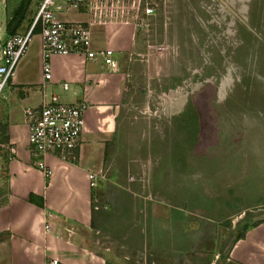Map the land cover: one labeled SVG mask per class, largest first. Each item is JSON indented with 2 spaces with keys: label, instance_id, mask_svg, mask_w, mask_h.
Instances as JSON below:
<instances>
[{
  "label": "rangeland",
  "instance_id": "1",
  "mask_svg": "<svg viewBox=\"0 0 264 264\" xmlns=\"http://www.w3.org/2000/svg\"><path fill=\"white\" fill-rule=\"evenodd\" d=\"M18 3L0 0V47ZM132 3L116 22L93 26L110 28L96 39L94 59L103 55L104 66L128 74L121 118L131 127L122 145L129 159L116 177V227L100 232L95 252L116 254L122 264L151 263L146 234L157 232L160 248L165 210L178 206L190 222L208 223L184 228L200 235L195 262L207 264L209 247L221 250L264 216V0H153L152 14ZM73 13L87 16L85 7ZM34 14L30 3L17 32ZM122 194L131 200L130 223L119 221Z\"/></svg>",
  "mask_w": 264,
  "mask_h": 264
},
{
  "label": "crops",
  "instance_id": "2",
  "mask_svg": "<svg viewBox=\"0 0 264 264\" xmlns=\"http://www.w3.org/2000/svg\"><path fill=\"white\" fill-rule=\"evenodd\" d=\"M70 17L86 20L88 15L73 13ZM109 29L93 30L92 47ZM102 56L84 59L80 55H53L50 59L53 77L47 90L68 104L85 99L88 107L77 160L65 162L47 157L48 175L33 165L24 119L25 108L37 104L38 84L42 81L38 36L10 80L14 94L0 107V123L7 127L0 139V145L6 148L0 154V174H4L0 175V264H44L49 257L67 264H122L116 260V254L95 252V247L101 248L100 232H112L116 227V187L120 186L116 177L125 172L120 161L129 157L122 155V145L131 130L121 118L128 74L104 66L107 61ZM64 83L69 85L67 90ZM90 173L95 174L96 188L91 186ZM96 193L99 200L106 199L111 209L96 204ZM122 200L119 221L130 223L131 200L127 194H122ZM171 208L165 210L166 218L160 226V248L153 244L157 232L146 234L156 257L149 264H186L185 253L196 264L193 248L201 241L200 235L188 234L184 228L187 222L191 231L196 223L207 222H190L187 218L192 217L185 214V208ZM238 213L243 216L244 212ZM205 220L215 223L214 218ZM243 231V236L236 235L221 250H217L216 244L209 247L207 264H264V216Z\"/></svg>",
  "mask_w": 264,
  "mask_h": 264
},
{
  "label": "built area",
  "instance_id": "3",
  "mask_svg": "<svg viewBox=\"0 0 264 264\" xmlns=\"http://www.w3.org/2000/svg\"><path fill=\"white\" fill-rule=\"evenodd\" d=\"M132 2L137 4V10L143 4L147 14H152L155 9L153 0H31L35 14L27 30L9 36L0 47V100H9L14 94L10 80L34 37L39 38L42 81L38 84L37 104L25 108L24 119L27 145L34 157L33 165L46 175L50 174L47 157L65 162L77 160L84 131V113L88 107L85 99L68 104L47 90V84L53 77L50 59L53 55H80L84 59H94L93 26L116 22V13L124 14ZM80 7L86 8V20L70 17ZM68 86V83L63 84L65 90ZM89 178L91 186L95 187V174L90 173ZM44 264L67 263L49 257Z\"/></svg>",
  "mask_w": 264,
  "mask_h": 264
},
{
  "label": "trees",
  "instance_id": "4",
  "mask_svg": "<svg viewBox=\"0 0 264 264\" xmlns=\"http://www.w3.org/2000/svg\"><path fill=\"white\" fill-rule=\"evenodd\" d=\"M31 0H19V3L14 10L11 18L6 24V34L9 36L13 35L18 31L20 26L23 24L28 8L30 6ZM7 127L0 123V132L6 133ZM2 140V139H1ZM244 231L239 233V236H243Z\"/></svg>",
  "mask_w": 264,
  "mask_h": 264
}]
</instances>
